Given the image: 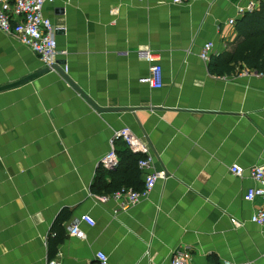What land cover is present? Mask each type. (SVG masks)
<instances>
[{"label": "crops", "instance_id": "0c3cea01", "mask_svg": "<svg viewBox=\"0 0 264 264\" xmlns=\"http://www.w3.org/2000/svg\"><path fill=\"white\" fill-rule=\"evenodd\" d=\"M246 3L44 5L61 67L102 110L54 69L0 91V264H94L98 251L110 264H170L180 251L190 253V264H264V225L250 221L264 199L244 200L256 183L246 171H230L264 164V73L237 66L218 75L200 57L207 41L212 54L230 53L228 19ZM149 54L162 67L161 87L141 82ZM43 68L15 34L0 30V86ZM123 127L153 156L139 170L140 190L146 173L167 174L126 207L104 186L93 189L117 168L99 161ZM114 147L125 169L133 157L123 142ZM73 225L83 239L69 232Z\"/></svg>", "mask_w": 264, "mask_h": 264}, {"label": "built area", "instance_id": "2783aa9c", "mask_svg": "<svg viewBox=\"0 0 264 264\" xmlns=\"http://www.w3.org/2000/svg\"><path fill=\"white\" fill-rule=\"evenodd\" d=\"M55 0H0V30L6 33L15 34L18 40L28 47L41 61L44 67H51L58 64L57 55L59 53L55 39V28L50 20L43 13V7L46 3ZM175 3H181L182 0H173ZM258 0H247L244 6H237V17L228 19L230 25L235 24L236 18L242 16L246 11L256 8ZM215 44L207 41L203 44L200 57L207 60L213 53ZM146 59L150 62L149 73L141 78V82L151 87H161L162 85V67L155 61V56L147 55ZM64 69V67H61ZM65 71V69H64ZM119 140L132 154L140 155L137 165L140 171L149 168L153 156L148 153L144 144L130 131L128 127H123L114 132L111 138V147L109 151L100 159L99 165L103 169H114L119 163V156L115 151L114 142ZM230 171L236 176H242L246 171L251 179L256 183L255 186L249 187L244 194V200L252 201L256 197L264 199V164H257L243 168L238 164H232ZM166 171L160 169L154 172L146 173L144 176V187L142 190H133L132 188L123 187L112 194L121 200L123 207L135 205L144 192L150 190L157 179L165 178ZM80 220L89 225H94V219L88 214H82ZM250 221L259 225H264V207L258 208L250 216ZM234 225H239L238 221L232 220ZM69 232L81 239L85 237L84 232L77 226L69 228ZM190 253L187 251L177 252L170 261V264H190ZM47 264H57L51 259ZM94 264H110L108 256L103 251L95 254ZM238 264H252L250 262Z\"/></svg>", "mask_w": 264, "mask_h": 264}, {"label": "trees", "instance_id": "16d2710c", "mask_svg": "<svg viewBox=\"0 0 264 264\" xmlns=\"http://www.w3.org/2000/svg\"><path fill=\"white\" fill-rule=\"evenodd\" d=\"M234 29L235 38L232 41V50L229 54L210 55L208 58L209 71L222 75L233 72L237 66H245L257 73H264V0H258L256 8L246 11L242 16L236 18ZM124 150L127 157H133L130 163L125 169H119L120 163H118L117 168L110 172V182L106 184L104 180H98L93 185L95 191H98L100 186H104L105 189L112 192L123 187L137 191L141 189V184L137 186V179L140 175L137 160L140 155L132 154L127 148ZM120 160L119 156V162Z\"/></svg>", "mask_w": 264, "mask_h": 264}, {"label": "water", "instance_id": "95a60500", "mask_svg": "<svg viewBox=\"0 0 264 264\" xmlns=\"http://www.w3.org/2000/svg\"><path fill=\"white\" fill-rule=\"evenodd\" d=\"M50 69H54L56 70L77 92L80 93V95L88 102L90 103V105L95 108L96 110L101 111L102 109H99L94 103L93 101L90 99V97H88L87 94H85L71 79L70 77L66 74V72L64 71V69H62L58 64H54L51 67H44L41 71L37 72V73H33L32 75H29L19 81H16L14 83H8V84H4L0 86V91L15 87L17 85H20L30 79H32L33 77L37 76L38 74H41L43 72H46ZM107 110V109H104Z\"/></svg>", "mask_w": 264, "mask_h": 264}]
</instances>
